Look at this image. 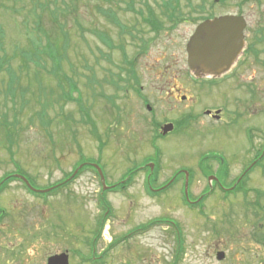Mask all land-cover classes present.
<instances>
[{"label": "rangeland", "instance_id": "374dc122", "mask_svg": "<svg viewBox=\"0 0 264 264\" xmlns=\"http://www.w3.org/2000/svg\"><path fill=\"white\" fill-rule=\"evenodd\" d=\"M143 1L160 19L158 33L142 21L148 13ZM162 1L163 9L157 4ZM201 1L136 0L141 6L137 3L131 10L127 0H112L119 28L95 7L102 4L107 9V0H0V56L7 58L0 64V122L5 117L11 131L18 132L8 149V131L0 123V264H47L50 255L65 251L69 264H264L261 167L250 173L240 191L228 195L216 191L199 207L185 205L181 179L151 195L143 171L122 191L101 194L98 176L81 166L76 178L43 197L30 194L20 181L7 176L25 174L42 188L67 179L84 157L98 163L106 182L113 184L145 158L154 161L150 120L180 118L187 110L186 104L169 109L162 93L172 82L181 92H198L187 79L184 61L185 43ZM138 8L142 12L134 11ZM54 15L62 26L55 36L50 30ZM45 31L56 39L59 50H44L41 67L35 64L39 58H26L22 51L32 52V40L46 44ZM105 33L109 39L102 36ZM259 50L219 88H200L203 98L196 111L224 104L223 123L232 119L227 128L202 116L204 124H194L198 126L189 129V136L173 133L155 141L161 150L158 183L177 168H192L189 191L197 198L207 185L196 168L200 154L226 153L232 173L238 174L245 166L240 158L264 142V42ZM124 57L136 60L134 73L151 112L118 78L120 68H125ZM53 73L65 76L59 86ZM69 96L77 101L64 100ZM101 196L111 208L106 218L98 203ZM102 219L103 228L96 235L94 228ZM154 219L164 222L150 224ZM93 238H97V260L91 256ZM218 251L224 252L223 258H216Z\"/></svg>", "mask_w": 264, "mask_h": 264}, {"label": "flooded vegetation", "instance_id": "af4514ba", "mask_svg": "<svg viewBox=\"0 0 264 264\" xmlns=\"http://www.w3.org/2000/svg\"><path fill=\"white\" fill-rule=\"evenodd\" d=\"M249 6V11H245L246 8ZM255 7L256 9L253 10L252 8ZM197 22L193 23V29L191 31V34L195 32L197 26L208 22L209 20H218V19H228L231 18L228 21L229 27L236 26L241 27L242 30V40L243 45L239 52L238 57L234 60L229 70L216 78L213 77H196L190 72V69L187 64V53H186V44L185 43V64L187 66L188 71V78L190 79L189 82L192 83L191 86H197L196 90L197 93L194 92L193 95H189L185 92H181V87L178 86L177 82H172L171 86L168 87L165 90V93L163 94V98H167L169 104V109L176 110L177 105H185L187 106V110L181 112L180 118L172 117V118H166L163 119L160 122L154 121V119L150 120L151 126H152V135L149 139L150 143L154 146L156 149L151 156V158H154V161L149 158H145L141 162L138 163V165L131 167L126 171L125 175L120 178V186L116 188L115 184L108 183L109 185H114L115 187L108 188L109 190H117L122 191L127 184H125V180L127 181L130 177L132 178L138 171H143L145 176V181H147L148 187L150 191L161 194L165 190H167L170 186H172L173 183L180 180L184 182L186 179V175L188 177V180L190 181L193 176V169L192 168H177L175 169L171 176L163 181L158 183V176L159 171L161 169L160 166V156H161V150L160 147H156L155 141L160 138H166L170 134L177 133V134H184L186 136H189V129L193 128L194 126H198L200 124H204L202 120H200V117H204L207 119L206 121L209 122H220V124H224L223 119V113H224V104L222 105H206L202 106L200 108V111H196L195 108L199 106L200 102H202V92L200 91V88L206 86L209 87H217L219 88V85L222 84V81L227 79L231 74L232 71L236 70L237 68H241L243 65H245L247 59H251L253 55H257L259 53V47L264 42V0H202L201 2L197 3ZM165 15V14H164ZM147 17H155L158 21V23H154L155 25H160L161 27L157 30L153 28V25L150 23L148 24L146 22ZM170 21L175 20V18H170ZM178 20V19H176ZM143 23H146L149 29L154 32L158 33L162 29V25L160 23V19L157 15H149L147 13V16H145L142 19ZM227 28V25H225ZM228 29V28H227ZM202 30V29H201ZM200 30V32H201ZM227 35L229 34L228 31ZM191 34L188 38H190ZM189 39H187L186 42H188ZM122 49V47L120 48ZM128 62L130 63V68L125 65V60L123 61L125 68H120V79L125 84H127V92L132 91L135 92L138 96H140L141 101L144 103L145 108L148 112L152 111V105L149 104V99L146 97L141 96V92L144 91V87L140 86L139 84V77L134 73L135 68V59L129 60L127 58ZM124 73L126 77H123ZM170 79H177L176 77L170 78ZM158 80H162V78H158ZM169 83V82H167ZM199 87V88H198ZM252 100V99H251ZM212 101V99L210 100ZM154 108V106H153ZM237 113L236 111L233 113V115ZM151 114V113H149ZM239 115V113H238ZM199 120V122H198ZM171 123L173 125V129L171 131H168L166 134L161 135L160 129L165 124ZM200 123V124H198ZM232 123V119H230L228 122L225 121V124L222 126V128H227ZM198 124V125H194ZM204 129V128H202ZM253 129H256V127H253ZM187 131L188 134H185L184 131ZM200 130V127L197 130ZM245 130V129H244ZM263 131H264V125H263ZM245 133L247 135V131L245 130ZM200 135V134H198ZM196 136V135H195ZM251 139V136H250ZM252 143L249 144L251 147ZM254 148V147H251ZM257 148L255 151H253L250 155L249 152L245 154L243 158H240L243 160L242 165H245L238 174L232 173L231 170V160L228 158L226 153L217 152V153H203L200 154L197 157L196 162V168L198 172L203 175L205 178H207V185L204 186L198 195L197 198L189 197L190 202H187V204H191L193 207L199 206L202 200H204L208 195H211L212 193L216 191H222L224 195L226 194H235L238 191H240L242 188H237L238 183H240L243 179L247 181L250 173L257 169L258 167L262 168L261 172L264 174V142L260 145L255 147ZM236 162V161H235ZM85 165H87L90 168H93V166L90 164L89 161L84 162ZM234 163V162H233ZM152 168V170H151ZM187 171L188 174L185 173ZM230 181V182H228ZM199 199L198 203L195 201ZM103 226V225H102ZM98 224L96 227L97 229V235H100L102 227ZM97 239V238H96ZM95 239V240H96ZM95 244V243H94ZM91 256L95 260L99 259V254H96L95 247L92 246L91 248Z\"/></svg>", "mask_w": 264, "mask_h": 264}, {"label": "water", "instance_id": "95a60500", "mask_svg": "<svg viewBox=\"0 0 264 264\" xmlns=\"http://www.w3.org/2000/svg\"><path fill=\"white\" fill-rule=\"evenodd\" d=\"M230 19L231 18L206 21L197 26L195 32L190 37L186 45L187 63L190 71L195 76L219 77L229 70L234 60L238 57L243 45L242 30L241 27L239 28L234 25L229 27L228 21ZM225 25H227L228 29ZM226 31H228V35ZM171 129V124L162 127L163 133ZM95 167L100 174L103 187H106L101 169L97 165H95ZM19 177L32 188L23 176ZM187 187L188 177L186 175L184 186L186 196ZM223 257L224 252L218 251L216 258L221 259ZM47 264H68V256L66 253L52 255L48 257Z\"/></svg>", "mask_w": 264, "mask_h": 264}, {"label": "trees", "instance_id": "16d2710c", "mask_svg": "<svg viewBox=\"0 0 264 264\" xmlns=\"http://www.w3.org/2000/svg\"><path fill=\"white\" fill-rule=\"evenodd\" d=\"M107 1H109L110 3V5H109V7L106 9V8H103L104 6H102V4L100 5V4H96L95 5V7H96V9H97V11L101 14V15H103V16H105L107 19H108V21L109 22H112L113 24H115L117 27H119L120 28V20L118 19V17H117V15H116V12L114 11V9H112V7H111V5H112V0H107ZM169 1H172V0H169ZM174 1V0H173ZM127 2H128V5H129V8L132 10L133 8H134V6H135V4H139L140 6H141V4L140 3H142V5L143 6H145L146 7V10H147V12L149 13V15H155L154 14V9L147 3V2H145V1H143V2H136V0H127ZM162 9H163V4H164V1H162V3L160 4V3H157ZM166 5V4H165ZM75 7V6H74ZM73 7V8H74ZM40 8L41 9H43L44 7H43V5L41 4L40 5ZM73 8L71 9V11L73 10ZM134 11H139V12H142V9L141 8H138V10H134ZM54 13V11H51V15ZM37 16V18H39V15L37 14L36 15ZM146 19V22L148 23V24H152L153 25V28L155 29V30H157V29H159L161 26L160 25H155L154 23H158V21H157V19L155 18V17H147V18H145ZM52 22H53V24H52V26L50 27V30H51V32H53L54 33V36L57 34V32H60V30H62V26L59 24V23H56L57 22V20H56V16L54 15V16H52ZM34 29L35 30H38L39 29V26L38 25H36L35 27H34ZM64 30V29H63ZM42 32L44 33V31L42 30ZM62 32V31H61ZM62 33H64V32H62ZM45 34H46V38H47V42H46V44L45 43H42V42H40V40H39V42H36L35 40H32L31 41V46H30V51H32V52H27L28 50H23L22 51V54H23V56L24 57H28L29 59H31L30 57H37V58H39L36 62H35V64H37L38 66H41V67H44V66H42L41 65V63H40V60H41V55L42 54H46V52L44 51V50H46V51H52V52H54L55 50L57 51V50H59V47H58V43L55 41L56 39L54 38V37H51V35H50V33H49V35H48V32L47 31H45ZM103 37H105L106 39H109V35L108 34H106L105 33V36L104 35H102ZM105 38H103V41H105L106 43H107V41H106V39ZM62 48L64 49L65 48V45H64V47L62 46ZM43 51V52H42ZM39 55V56H38ZM48 55V54H47ZM35 60V59H34ZM124 60H125V65L127 66V67H129L130 68V63L128 62V60H127V58L126 57H124ZM2 62H7V58H6V56H0V64L2 63ZM53 75L54 76H57L58 74H56V73H53ZM58 78L60 79V76H58ZM119 79H120V77H118ZM57 85L59 86L60 85V80H58V82H57ZM64 93V92H63ZM63 93L60 95V96H63ZM63 98V97H62ZM69 99H64V100H68V101H77V98H75L74 96L71 98L70 96L68 97ZM12 101H14L13 99H12ZM25 101H23V103H24ZM87 120H89V122H91V120H90V118H88ZM1 124H3V125H5V127L7 128V138H8V140L7 141H9L10 143V146H8V149H11V145H12V143H13V140H12V136L13 135H15V136H18V132L16 131V129H15V132H12L11 131V127H10V123L9 122H7V120H6V118L4 117V121H1L0 122ZM86 124H88V122L86 121L85 122ZM2 125V126H3ZM95 135H96V133H95ZM97 137V136H96ZM6 138V139H7ZM97 140H100L98 137H97ZM104 144L103 143H101L100 144V146L102 147ZM70 173H68L67 174V176L66 177H68V175H69ZM10 179V181H13V180H17V178H15V177H13L11 174H9V175H7ZM65 179H63V180H61V181H57V182H55V183H53V184H50V185H48V186H44L43 188H45V187H49V186H53L54 187V185L56 186V187H54V188H52L51 189V191H55L56 189H58V188H60L62 185L61 184H56V183H66L65 181H64ZM129 180H130V178H129ZM30 181V180H29ZM21 183H22V185H23V187L30 193V194H33V195H35V196H45V195H47V194H43V193H36V192H33V191H31V190H29L27 187H26V185L24 184V182H22V181H20ZM31 183H32V181H30ZM4 185V184H3ZM260 191V190H259ZM263 195V192H259L258 193V195H257V197H260L261 198V196ZM101 203H102V209H103V212H107L108 213V210H109V206H107L106 205V201L105 200H103V199H101V201H100ZM256 205H258V201H256V203H255ZM260 206V205H259ZM109 213H110V211H109ZM109 214H106L105 216H104V218H106L107 216H108ZM103 218V219H104ZM103 219L101 220V221H103ZM161 222H164L162 219H154L152 222H150V224L151 223H153V224H157V223H161ZM176 233H177V235L180 237V231H179V229H178V227H176Z\"/></svg>", "mask_w": 264, "mask_h": 264}]
</instances>
